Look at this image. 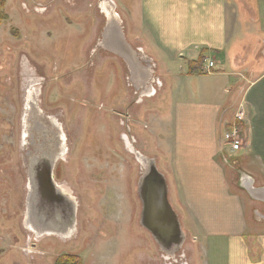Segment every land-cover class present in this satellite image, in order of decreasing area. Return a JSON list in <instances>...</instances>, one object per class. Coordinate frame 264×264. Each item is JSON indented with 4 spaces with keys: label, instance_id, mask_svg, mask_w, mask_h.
I'll return each instance as SVG.
<instances>
[{
    "label": "rangeland",
    "instance_id": "1",
    "mask_svg": "<svg viewBox=\"0 0 264 264\" xmlns=\"http://www.w3.org/2000/svg\"><path fill=\"white\" fill-rule=\"evenodd\" d=\"M103 10L100 0L5 2L7 19L0 25V188L3 190L0 238L5 242L0 243V264H13L12 260L19 254L10 245H17L19 215L24 200L25 204L27 201L29 183L26 181L23 193L18 175L27 107V100L21 98V88L26 83L27 88L34 90L40 109L63 114L61 128L66 137L65 146H69L57 159L55 183L77 196L74 202L78 231L77 228L71 231L77 233L67 243H56L55 255L71 252L73 264H146V257L153 264H163L164 250L141 225L139 183L146 165L135 150L159 160L158 168L167 177L169 200L177 213L178 203L183 201L178 175L183 170V161L180 165L179 161L171 160V153L158 146L159 138L148 136L152 124L145 117L147 110L135 117L143 104L133 105L131 119L124 116L125 102L115 97L126 96L119 93L128 89V83L112 59L113 54L107 53L108 50L92 54L107 27L110 12L106 14ZM121 11L128 12L122 5L116 7L118 14ZM92 56L95 64L91 63ZM119 105L122 110L117 108ZM149 106L162 113L158 102L150 101ZM126 123L136 140L130 149L124 147L120 138L121 133H127ZM146 136L149 137L147 148ZM232 147L228 143L222 159L237 170L240 163L233 162L238 160L234 156L242 147ZM236 170L234 177L239 179L242 176ZM185 232L186 242L179 249L187 254L188 264H200L198 261L207 257L205 247L195 242L193 230ZM55 255L48 256L41 264H53Z\"/></svg>",
    "mask_w": 264,
    "mask_h": 264
},
{
    "label": "crops",
    "instance_id": "2",
    "mask_svg": "<svg viewBox=\"0 0 264 264\" xmlns=\"http://www.w3.org/2000/svg\"><path fill=\"white\" fill-rule=\"evenodd\" d=\"M113 1L128 10L119 14L127 41L139 51L143 67L155 70L149 82L154 94L142 93L138 77L107 49L129 86L119 93L126 96L115 99L126 109L140 100L135 117L147 110L148 136L159 138L171 160L183 161L177 210L183 229L193 230L194 241L205 247L206 260L198 262L264 264V201L251 197L242 177H234V166L222 159L225 135L245 104L247 120L238 121L245 142L233 162L240 163V176L241 170L255 187H264V0ZM202 54L216 59L213 72H191L190 62Z\"/></svg>",
    "mask_w": 264,
    "mask_h": 264
},
{
    "label": "water",
    "instance_id": "3",
    "mask_svg": "<svg viewBox=\"0 0 264 264\" xmlns=\"http://www.w3.org/2000/svg\"><path fill=\"white\" fill-rule=\"evenodd\" d=\"M100 1L110 11L107 27L103 32V37L109 50L123 59L129 73L133 75L134 79L138 77V82L141 86L149 88L148 95L154 94L152 84H149V82H153L155 70L143 67L140 62L139 51L134 49L127 41L123 20L116 12L114 1ZM135 152L146 165V170L139 183V197L142 201L141 225L150 231L157 244L164 251L171 250L172 248H181L186 242L187 233L183 229L178 213L170 203L167 177L159 170L155 157L143 155L136 150ZM35 163L36 160L33 159V169ZM33 169L30 172L28 182L26 201L27 223L32 228L56 232L55 228L59 225L61 218H64L66 209L68 208V213H70L69 222L73 224L71 230L74 231L76 229L77 207L74 200L68 198V205L62 202L66 196L61 192V188L53 182L51 171L47 176L48 178L42 180L36 179ZM240 172L242 180H244V185H241L242 188L254 199L264 201V187H255L254 180L241 170ZM262 218L263 215L258 213L257 219L261 220Z\"/></svg>",
    "mask_w": 264,
    "mask_h": 264
},
{
    "label": "flooded vegetation",
    "instance_id": "4",
    "mask_svg": "<svg viewBox=\"0 0 264 264\" xmlns=\"http://www.w3.org/2000/svg\"><path fill=\"white\" fill-rule=\"evenodd\" d=\"M103 11H106V14L110 12L107 6H104ZM106 14L104 13L105 16ZM106 20L108 21V18ZM95 48L96 49L94 50L92 49V54H94L95 51L106 52L107 49H109L107 44L105 43L104 37L98 40ZM107 53L110 52L107 51ZM91 63L95 64L93 56ZM34 84L38 85L39 82H34ZM27 87L28 85L26 83L24 84V88H21V98L22 100H27V107L25 109V114L27 116L24 114L26 117L24 116V121L22 124L23 133L19 153L20 161L18 163V175L21 178L23 193L25 192V183L26 181L29 182V175L33 169V159L36 160L33 169V174L36 179H47V176L51 171L52 180L55 183L56 168L58 162L57 159H59V157H61L69 149V146H65L66 137L62 131L63 126L61 128V125L64 124L62 116L63 114H60L58 111L54 110L52 112H48L47 110L44 111L40 109L41 106L40 104V107H38L37 105V98L34 90L30 87ZM148 92V87H146L142 91V93ZM133 102L134 103H130L129 107L124 112V116L127 118V120L131 119V109L133 108V105L135 103H141V101L137 98H134ZM125 125L127 133H121L120 138L124 143V147H127L128 149L134 148V145L136 144L135 137L131 133L129 124L126 123ZM2 191L3 190L0 188V194H2ZM66 191L61 189V192H63V194L66 196L64 197L62 202L68 205L69 199L74 200L77 198V196L75 197L74 194H70L71 192L68 193ZM72 192L74 191L72 190ZM25 205L26 204L24 200V205L21 207L22 211L20 212L19 221L17 224V245H10V248H15V251L19 253L17 257H15L12 261L13 264H23V262H25L26 264H41L42 261L44 262V260H46L48 256L55 255L54 251L56 248V243L58 241H60L61 243H67L68 240H71V238L74 237L75 233H77L78 231V226L76 227L77 231L71 233V226L73 224H70L69 222L70 213H68L67 208L64 218H61V220L59 221V225L55 228L56 232H47L46 230H42L41 228H32L26 221L27 216L25 214ZM77 224L79 225V223ZM151 236L153 237V235ZM4 242V238H0V243L3 244ZM20 244H23V247L20 246ZM3 248L4 247H2V250L4 251ZM175 249L172 248L168 251H162L163 253H161V257L163 259V264H188L187 254L182 252V250L180 251L179 248L176 250ZM73 258L74 255L71 252L65 251L55 257L53 264H73ZM146 259V264H153L151 258L146 257Z\"/></svg>",
    "mask_w": 264,
    "mask_h": 264
},
{
    "label": "built area",
    "instance_id": "5",
    "mask_svg": "<svg viewBox=\"0 0 264 264\" xmlns=\"http://www.w3.org/2000/svg\"><path fill=\"white\" fill-rule=\"evenodd\" d=\"M216 62L214 59H209L205 62L203 71L205 73H211L215 70ZM247 120V110L246 105L241 104L237 114H236V123L234 124L233 128L225 135V140L227 144L229 143L232 148L238 149L239 147H243L244 145V138L242 136L241 129L238 125L240 122H246ZM240 121V122H238ZM233 149V150H234Z\"/></svg>",
    "mask_w": 264,
    "mask_h": 264
},
{
    "label": "trees",
    "instance_id": "6",
    "mask_svg": "<svg viewBox=\"0 0 264 264\" xmlns=\"http://www.w3.org/2000/svg\"><path fill=\"white\" fill-rule=\"evenodd\" d=\"M5 2L6 0H0V25L7 19V14L4 11ZM206 60H207V57L204 54H202L198 58V60L190 62L191 72H195V71L203 72V67H204ZM239 127L241 130L243 129V125H241V123H239ZM77 260L78 258L76 257V261Z\"/></svg>",
    "mask_w": 264,
    "mask_h": 264
}]
</instances>
